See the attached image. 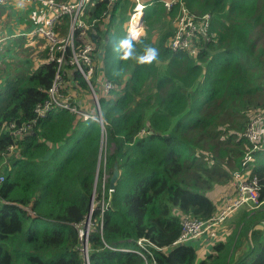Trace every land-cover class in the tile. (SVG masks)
Here are the masks:
<instances>
[{
  "label": "trees",
  "instance_id": "trees-1",
  "mask_svg": "<svg viewBox=\"0 0 264 264\" xmlns=\"http://www.w3.org/2000/svg\"><path fill=\"white\" fill-rule=\"evenodd\" d=\"M142 1L146 28L138 41L123 28L135 0L111 9L105 0L89 9L95 22L88 38L76 31L74 50L66 51L69 62L93 42L91 83L102 78L116 85L98 92L104 130L95 119L57 108L33 124L58 71L49 49L35 71L0 83V264H88L79 226L92 200L90 264H264V226L258 227L264 221V143L253 150L245 136L257 109H264V0H185L192 12L212 16L215 37L200 40L197 56L169 47L174 29L164 19H174L178 8ZM60 21L69 26V16ZM147 48L156 58L141 63ZM64 72L62 92L96 115L83 75L70 64ZM23 124L31 131L15 134ZM250 150L259 207L233 212L226 219H233V235L212 242L205 256L199 244L175 245L183 217L207 220L219 212L207 192L230 183ZM115 163L120 175L111 191ZM141 238L155 245L150 253L128 252L140 250Z\"/></svg>",
  "mask_w": 264,
  "mask_h": 264
},
{
  "label": "built area",
  "instance_id": "built-area-1",
  "mask_svg": "<svg viewBox=\"0 0 264 264\" xmlns=\"http://www.w3.org/2000/svg\"><path fill=\"white\" fill-rule=\"evenodd\" d=\"M37 6L43 12L42 23L35 28L32 35L36 38H41L47 43L46 49H49V60L58 63V71L52 86L49 88V99L43 104L38 105L35 109L37 119L33 124L41 118H45L49 111L54 107L62 108L76 114L83 120L95 119L101 124L98 116V111H101L98 92L110 93L116 89V85L112 82L97 78L95 85L91 83V78L94 75L96 64L93 60L92 53L94 43L90 40L84 45L81 53L73 52L72 60L69 62L66 59V51L68 47L74 50L75 33L82 31L81 34L88 38V30L94 26L95 21H90L91 14L89 9L96 7V2L105 0H26ZM109 6L120 0H108ZM7 0H0V5L6 4ZM136 6L130 20L128 32L135 40L140 38V32L143 26V19L136 18V12L143 13L146 4L142 0H135ZM164 7L171 11L178 8L177 16L172 20L174 25V36L170 39L169 47L172 51H184L190 55L197 56L200 52V40L210 42L215 34L211 32L212 16L210 14L199 15L192 12L186 5L185 0H158ZM91 6L89 9H87ZM140 8V10H138ZM107 12L103 13L105 16ZM138 14V15H139ZM69 16V32L63 33L61 28H58V23L62 17ZM6 37L0 29V46L5 42ZM56 52H60L56 56ZM75 65L88 83L90 95L92 99L93 110L96 115L90 111L85 105L82 106L75 100L72 101V94H64L63 77L64 69L68 65ZM96 84H98L96 86ZM13 124L12 127H15ZM31 124H23L18 127L17 133L27 134L31 129ZM102 126V125H101ZM17 127V126H16ZM246 138L252 144V149L257 150L264 143V112L255 114L248 125L245 133ZM249 153L245 156L242 162V170L233 173L234 194L227 198L225 204L220 208L219 212L207 220L190 219L183 217L181 221V234L175 241V245L195 244L198 246L200 240H204L212 229L218 230L219 226L236 210L243 206L249 208H258L261 204L260 200V181L258 176L252 174L251 163L254 162V157ZM4 176L0 177V182H3ZM87 225V228L85 229ZM91 222L89 225L84 222L83 230L80 236L84 243L83 250H88V235ZM209 233V234H208ZM208 234V235H207ZM213 238V236H208ZM140 250L127 249L128 252H134L143 256V252H149L150 247L155 245L146 238L138 240ZM83 246V245H82ZM85 248V249H84ZM150 253V252H149ZM90 264L89 262H87Z\"/></svg>",
  "mask_w": 264,
  "mask_h": 264
},
{
  "label": "crops",
  "instance_id": "crops-1",
  "mask_svg": "<svg viewBox=\"0 0 264 264\" xmlns=\"http://www.w3.org/2000/svg\"><path fill=\"white\" fill-rule=\"evenodd\" d=\"M146 2H151V0H145ZM43 12L37 8V6L31 2H28L26 0H7L6 4L0 5V29L2 32H4L6 40L5 42L2 43L0 46V83H5L6 79L11 80L12 78H15L16 75L22 74V73H31L33 69L35 68L34 66H38L39 64H42L44 60L46 59V47L44 46L43 54L39 55L38 57H31V59H26L29 61H33L32 64L29 65L28 68L23 69L24 63L22 60H25V54L24 56L19 55L20 51L17 50L18 47L24 48V45L19 42V39H24V44L27 45V47L30 48V46L35 45L34 43H37L39 47L40 42L39 40H42L41 38H36L32 35L33 31L35 30V27L37 24H41L43 21ZM61 22V21H60ZM170 23V25L174 29V25H172V20L170 21L168 18L164 19V23L166 24ZM63 22L61 25H58V28H61V31L63 33L67 32L68 28V23L65 24L64 26ZM126 29L127 32V27L124 28ZM163 31V24H160V27L154 28V31L152 32L151 36L156 35V40L158 34H160ZM142 37L145 35V30L143 31V34H141ZM16 44L14 45V43ZM8 46V49L5 52V48ZM36 47V49H37ZM20 57L19 59L22 62V68L19 72H15L12 77H7L4 75V72L9 68V67H15L16 65H19L18 62H13L11 63V59L13 57ZM32 67V69H31ZM27 70H30L29 72H26ZM232 189V194L234 193V188ZM211 201L216 205V210L220 207L215 202V199H211ZM223 205H221L222 207ZM220 207V208H221ZM247 207V206H243ZM219 208V209H220ZM242 208V207H241ZM239 208V209H241ZM249 208V207H247ZM218 209V210H219ZM217 210V211H218ZM233 219H230L223 227L221 226L218 236L219 237H226L232 236L234 233L235 229V224L230 225ZM264 226V221L261 222V225L258 227ZM241 227V226H239ZM257 227V228H258ZM232 232V234H230ZM218 239H210L208 238L207 240H200L199 244V250L200 252H205L203 254H200L201 256H205L207 253L206 250L207 246L209 247V251H211L212 245L214 242H216ZM213 242V243H212Z\"/></svg>",
  "mask_w": 264,
  "mask_h": 264
},
{
  "label": "rangeland",
  "instance_id": "rangeland-1",
  "mask_svg": "<svg viewBox=\"0 0 264 264\" xmlns=\"http://www.w3.org/2000/svg\"><path fill=\"white\" fill-rule=\"evenodd\" d=\"M135 9V8H134ZM133 13H134V10H133V12L131 13V15H130V19H131V17H132V15H133ZM129 22H130V20H129ZM129 22H127V23H124V25H123V28H125V27H128V25H129ZM62 24V21L61 22H59L58 23V25H61ZM172 25H173V23H172ZM145 23H144V25L142 26V30H141V32H140V37H141V34H143V31L145 30ZM67 32H69V26H68V28H67ZM24 39H19V42L20 43H22L23 45H24V48L22 47V48H20V47H18L17 48V50H19L20 51V53H19V55H21V56H24V54L26 55L25 56V60H22V62L24 63V67H23V69H26V68H28L29 67V65L30 64H32L33 63V61H29L28 62V60H26V59H31V57H38L39 55H41V54H43V50H44V46L45 47H47L48 45H47V43L43 40H39L38 42H40V44H39V47H37L38 46V44L37 43H34L35 45H33V46H30V48L29 47H27V45L26 44H24ZM152 41L153 42H156V35L155 36H152ZM16 44V42L14 43V45ZM36 47H37V49H36ZM8 49V46L5 48V52H6V50ZM46 50V49H45ZM31 56V57H30ZM20 57H18V56H16V57H13L12 59H11V63H13V62H18L19 63V65H16L15 67H9L5 72H4V75L5 76H7V77H12L13 76V74L15 73V72H19L20 70H21V68H22V62H21V60L19 59ZM35 68L33 69V71H35L36 69H37V67L36 66H34ZM31 69H32V67H31ZM30 70H27L26 72H29ZM32 71V72H33ZM80 90V93H81V95L82 96H85V95H87V93H86V91L84 90V89H79ZM78 97V99H79V96H77ZM88 98H89V96H88ZM262 102H264V101H262ZM262 112V111H264V109H257V111L256 112ZM101 149H102V153H104L105 154V152H106V149H107V139H106V137H104V139H103V143H102V147H101ZM111 149V148H110ZM196 154H202L200 151H198V153H196ZM260 157V159L262 160V161H264V152H262L261 153V156H259ZM205 159L206 160H208V158H206L205 157ZM210 159V158H209ZM254 161H255V159H254ZM212 164V163H211ZM105 178H108V176L106 175L105 176ZM5 180V179H4ZM4 182V181H3ZM230 188H234V185H233V179H232V181L230 182V183H228V184H225V185H214L213 186V188H211L207 193V195H208V197L210 198V199H215V202L218 204V205H220V207H221V205H224L225 204V202H226V200H227V198H229L231 195L233 196V194H232V189L230 190ZM93 206H94V204H93ZM219 207V208H220ZM223 207V206H222ZM221 207V208H222ZM218 208V209H219ZM217 209V210H218ZM90 222H91V220H90ZM225 223H226V220L223 222V225H222V227L225 225ZM84 225V224H83ZM79 228H80V235H81V233H82V230H83V226H79ZM220 228H221V225L219 226V228H218V230L216 231L215 229H212L211 230V233L208 235V236H213V238L214 239H218L219 238V236H218V233H219V230H220ZM230 234H232V232L230 233ZM208 236L205 238L206 240L208 239ZM82 237V236H81ZM213 238H211V240L213 239ZM224 239H227L226 237H224ZM85 243V242H84ZM84 243H83V246H82V248L84 247ZM85 249V248H84ZM207 249L209 250V247L207 246ZM81 251H82V254L84 255V250L83 249H81ZM205 252V250L203 251V252H200L199 254H203ZM209 252H211V251H209ZM202 259V257H200V260ZM86 263H87V261H86Z\"/></svg>",
  "mask_w": 264,
  "mask_h": 264
},
{
  "label": "clouds",
  "instance_id": "clouds-1",
  "mask_svg": "<svg viewBox=\"0 0 264 264\" xmlns=\"http://www.w3.org/2000/svg\"><path fill=\"white\" fill-rule=\"evenodd\" d=\"M119 2V1H118ZM117 2H115L114 4H112L113 6L116 4ZM96 4H97V2H96ZM150 4H153L152 3V1H151V3ZM111 5V6H112ZM111 6H109V1H108V8L110 7V9H111ZM112 6V7H113ZM136 6V5H135ZM91 6H89L87 9H89ZM93 8V7H92ZM109 9V10H110ZM146 9V8H145ZM108 10V11H109ZM89 11V10H88ZM145 11V10H144ZM144 18V14H143V16H142V19ZM129 20H131V19H129ZM173 20V19H172ZM129 25H130V22H129ZM129 25H128V27H127V35H128V37L130 38V39H132L133 41H138L141 37H142V35H141V37L138 39V40H135V39H133L132 37H131V35H130V33L128 32V28H129ZM143 25H144V19H143ZM122 43H130L129 41H123ZM156 55H157V53H156V50L155 49H153V48H147V50H146V55H143V56H141L140 57V62L141 63H143V62H151L152 60H154L155 58H156ZM73 97H74V95H73ZM77 101V100H76ZM55 108H57V109H60V110H64V109H62V108H58V107H54L53 109H55ZM101 108V107H100ZM53 109H51V110H53ZM51 110L49 111V112H51ZM64 111H66V110H64ZM70 112V111H69ZM101 112H102V110H101ZM49 114V113H48ZM48 114H47V116H48ZM46 116V117H47ZM45 117V118H46ZM103 118V117H102ZM41 119H43V118H41ZM39 120V119H38ZM103 130H104V122H103V128H102ZM31 131V129L29 130V132ZM28 132V133H29ZM27 133V134H28Z\"/></svg>",
  "mask_w": 264,
  "mask_h": 264
},
{
  "label": "water",
  "instance_id": "water-1",
  "mask_svg": "<svg viewBox=\"0 0 264 264\" xmlns=\"http://www.w3.org/2000/svg\"><path fill=\"white\" fill-rule=\"evenodd\" d=\"M98 116H99L100 119H102V112L101 111H98ZM101 125H102V128H103V121L102 120H101ZM119 175H120V172H119L118 163H115L114 164V168H113V174H112V176L110 178V182H109V186H110L111 191H113L115 189V185H116V182H117V180L119 178ZM95 186H96V184H95ZM93 203H94V200H92V209L90 211V214H89L88 218L85 221V223H87L88 225H89V222L91 220V215H92V213L94 211ZM86 228H87V225H86L85 229ZM83 256H84L85 260L87 262H89L88 250H86V249L84 250V255Z\"/></svg>",
  "mask_w": 264,
  "mask_h": 264
},
{
  "label": "bare ground",
  "instance_id": "bare-ground-1",
  "mask_svg": "<svg viewBox=\"0 0 264 264\" xmlns=\"http://www.w3.org/2000/svg\"><path fill=\"white\" fill-rule=\"evenodd\" d=\"M138 10H140V8H139ZM139 12H140V11H139ZM139 12H136V18H137V19H141L142 16H143V13L139 14ZM138 14H139V15H138Z\"/></svg>",
  "mask_w": 264,
  "mask_h": 264
}]
</instances>
